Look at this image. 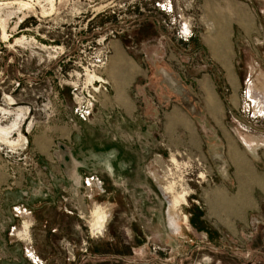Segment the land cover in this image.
<instances>
[{
	"label": "rangeland",
	"instance_id": "rangeland-1",
	"mask_svg": "<svg viewBox=\"0 0 264 264\" xmlns=\"http://www.w3.org/2000/svg\"><path fill=\"white\" fill-rule=\"evenodd\" d=\"M209 23L223 30L234 83L205 40ZM115 45L150 66L154 96L188 113L196 141L165 136L163 109L145 116L149 135L99 103L90 121L75 114L72 82L102 75V98L116 92ZM0 129V264H264V0H0ZM41 134L51 147L38 158ZM244 157L257 179L232 167L225 179L213 160ZM243 187L251 209L217 207ZM24 221L32 243L17 235Z\"/></svg>",
	"mask_w": 264,
	"mask_h": 264
},
{
	"label": "crops",
	"instance_id": "crops-1",
	"mask_svg": "<svg viewBox=\"0 0 264 264\" xmlns=\"http://www.w3.org/2000/svg\"><path fill=\"white\" fill-rule=\"evenodd\" d=\"M220 31V30H219ZM219 54L218 57H216L224 66H230V52L224 50V42L220 43L219 45ZM114 51L116 54V58L122 59L125 65L119 66L117 68V72L121 73V76H119L120 85H116V92L113 96H109V98H102L99 102L100 109L102 113L107 112H115L116 115L121 116L122 119H129L135 123V131L138 132V130H146L148 132V135L150 133V122L145 125L146 115L147 114H156L157 109H163V114L165 115V123H163L164 126V132L165 136L167 131L170 133L174 131L176 134L181 132V130H184L187 132L190 140L196 141L198 138L194 134L195 132L191 128V124L188 121V113L181 110L178 106L175 105L171 108V112H169V109H164V102L163 100H160L159 98L154 96V93L151 90V86L153 82L148 76V73L150 72V66H147L144 64V60L141 57V59H136V57H133L132 61H130L127 57H125V52L123 48L120 45H115ZM135 60V61H134ZM153 70V68H152ZM148 72V73H147ZM151 73V72H150ZM173 74V73H172ZM215 96V95H214ZM174 97H171L173 99ZM216 102L218 107L219 102L216 98ZM166 113L168 116H166ZM214 114V113H213ZM125 117V118H124ZM189 126V127H188ZM137 127V128H136ZM121 130H123L121 128ZM152 130V129H151ZM187 134L185 135L187 137ZM39 139L38 145L31 148L34 151H36V155H38V158L40 156H44L45 150H48L51 147L50 142L48 144H44L42 142L44 140L43 134L37 136ZM178 137V136H176ZM181 141V140H180ZM247 144L249 143L246 140ZM34 144V143H33ZM170 146L172 145V142L170 143ZM249 146V145H248ZM236 152L233 151V154ZM253 159V160H252ZM214 162L217 164L216 170L218 173L225 179L231 177V174H229L226 170L227 167H232V175L235 173V177H240V175H243V178L251 177L253 180L257 179L258 176L253 174L252 170V161H256V158H213ZM260 162H264V156L263 158L259 159ZM243 189V198L242 199H234L230 200L228 198L227 200H223L222 202H218V206L224 205L228 207V209L231 212H239V211H247L251 209V205L247 206L248 202L250 201L249 194L247 189L244 187ZM259 191L262 195H264V171L260 172L259 175ZM232 201V202H231ZM250 204V202H249ZM216 209V208H214ZM218 210V209H217ZM28 215V213H27ZM171 224L175 223L173 220V217H170ZM220 225L225 226L226 223ZM230 225V224H228ZM177 229V226H176ZM33 254V253H32ZM23 255L22 253H16L14 252L11 256L12 257H18ZM34 255V254H33ZM35 257V255H34Z\"/></svg>",
	"mask_w": 264,
	"mask_h": 264
},
{
	"label": "built area",
	"instance_id": "built-area-1",
	"mask_svg": "<svg viewBox=\"0 0 264 264\" xmlns=\"http://www.w3.org/2000/svg\"><path fill=\"white\" fill-rule=\"evenodd\" d=\"M106 59V56H101L100 58H98L94 66L102 67L106 63ZM71 85L75 114L82 121H90L91 117L94 114L96 105L100 102L101 98L109 91V81L107 79H104V77L101 75L91 82H80L76 80V82H72ZM26 144L27 141L24 142V146L20 149H26ZM92 180L99 181L98 178H92ZM15 211L17 213V216L19 217H29L30 215H27V213L29 212L25 208L17 207L15 208ZM24 224L22 229L20 231H17V235L27 237L29 243H32V241L28 237V229L24 227ZM14 230L16 231V228ZM26 251L28 253V256H30L36 263L40 262V258L37 256L36 251L32 246L27 247ZM32 253H34L35 257Z\"/></svg>",
	"mask_w": 264,
	"mask_h": 264
},
{
	"label": "bare ground",
	"instance_id": "bare-ground-1",
	"mask_svg": "<svg viewBox=\"0 0 264 264\" xmlns=\"http://www.w3.org/2000/svg\"><path fill=\"white\" fill-rule=\"evenodd\" d=\"M249 15V14H248ZM239 16V15H238ZM247 16V13L246 15ZM243 18V17H242ZM244 21V20H243ZM213 23V22H212ZM212 23H209L210 24V27H209V34H208V37L205 39L207 41V44L209 45L213 55L215 57H218V54L220 53L219 51V45L221 43V38H218L219 34L223 31V30H217L215 24H212ZM222 34H224L222 32ZM224 42V41H223ZM219 58V57H218ZM230 66H225V68L227 69L228 73H229V79L234 83V79H233V74L229 68ZM164 75H165V78L166 80L169 82V84H172L173 86H175L176 82H175V79L173 78V76L171 74H169L168 72H164ZM231 82V83H232ZM235 85V84H234ZM205 87H206V90L209 94V106L212 110V112L214 113L215 116L219 115V113L217 112L219 109H218V105H217V102H216V99H215V96H214V91L213 89L211 88L210 86V83L208 84L207 82L205 83ZM235 87V86H234ZM107 95V94H106ZM208 96V95H207ZM189 127V126H188ZM1 131H3L2 129H0ZM168 169V168H167ZM169 170V169H168ZM170 171V170H169ZM167 174V173H166ZM170 182V181H169ZM242 191V190H241ZM186 192V191H185ZM179 198V197H178ZM182 197H180L181 199ZM179 201L177 199H173L172 201V204H170L171 206V209H175L178 205ZM174 211V210H173ZM172 212V210H171ZM96 214V213H95ZM94 214V215H95ZM108 221V214L105 213H102L100 214L99 216H94V219H93V223L92 224V227H94V232L96 233H102L105 228H106V223ZM29 225L25 223V228H27ZM28 232V231H27ZM21 236V235H19ZM26 238V237H24ZM26 240V239H25Z\"/></svg>",
	"mask_w": 264,
	"mask_h": 264
},
{
	"label": "flooded vegetation",
	"instance_id": "flooded-vegetation-1",
	"mask_svg": "<svg viewBox=\"0 0 264 264\" xmlns=\"http://www.w3.org/2000/svg\"><path fill=\"white\" fill-rule=\"evenodd\" d=\"M96 210L99 211L100 214L105 213V211L102 210V208H101L100 206H98V207L96 208ZM25 223L27 224L28 222L26 221ZM106 224H107V223H106ZM103 232H104V231H103ZM100 233H101V232H100Z\"/></svg>",
	"mask_w": 264,
	"mask_h": 264
}]
</instances>
